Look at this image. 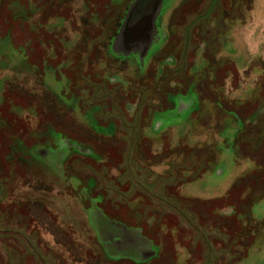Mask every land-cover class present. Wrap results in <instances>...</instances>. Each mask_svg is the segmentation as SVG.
I'll return each instance as SVG.
<instances>
[{"label": "rangeland", "instance_id": "obj_1", "mask_svg": "<svg viewBox=\"0 0 264 264\" xmlns=\"http://www.w3.org/2000/svg\"><path fill=\"white\" fill-rule=\"evenodd\" d=\"M129 1L0 0V264H264V0H165L119 54Z\"/></svg>", "mask_w": 264, "mask_h": 264}, {"label": "crops", "instance_id": "obj_2", "mask_svg": "<svg viewBox=\"0 0 264 264\" xmlns=\"http://www.w3.org/2000/svg\"><path fill=\"white\" fill-rule=\"evenodd\" d=\"M133 1L135 0H130L128 2L125 15H127V10ZM164 1L165 0H142L139 8H136L135 10L132 8L131 14L128 15V17L131 19L132 15L135 14L134 17L136 24L134 27H124L122 32H120L117 36L119 32L118 29L116 34L111 39V50H115L119 54H134V52L142 54L146 53L147 50L151 48L152 44L157 41L156 37L159 31L156 20L161 14ZM149 9H151V15L147 19L146 15L148 14ZM125 15H123L122 21L125 18ZM9 113H13V115L16 116V114L12 111ZM23 116L24 113H21L18 117L22 118ZM101 220V235L103 238L105 237L106 240L101 242V239L98 238V235L97 238L102 244V250H104L110 258H116L118 251L127 249L132 251V253L133 251L137 253L136 255L139 256V259L136 260H146L145 256L148 254V251L147 249L144 250V248L141 249L139 244L142 245L146 244L147 242L138 230H132V228H127L125 225L119 224V222L116 223L115 221H110L108 218L102 216Z\"/></svg>", "mask_w": 264, "mask_h": 264}, {"label": "trees", "instance_id": "obj_3", "mask_svg": "<svg viewBox=\"0 0 264 264\" xmlns=\"http://www.w3.org/2000/svg\"><path fill=\"white\" fill-rule=\"evenodd\" d=\"M46 2V1H45ZM39 3H40V5H39V7H40V14H41V12H43V10L46 8V3H44L43 2V0H39ZM127 7V6H126ZM126 9V8H125ZM123 15H125V10H124V13H122L121 15H120V18H119V20H117V19H115L114 21H113V23H112V25L113 26H111L110 24L108 25V26H106L105 28H104V30H103V33H108L109 35H108V37L110 38V37H113L115 34H116V32L118 31V29H119V27H120V25H121V21H122V18H123ZM109 21H112V20H109ZM12 25H14V22L12 23V22H10ZM10 27H8V28H6V29H4V36H7V37H10L11 38V31H10ZM2 36V35H1ZM108 38V39H109ZM45 41V40H44ZM47 42H49V41H47ZM40 66H42V63H41V65Z\"/></svg>", "mask_w": 264, "mask_h": 264}, {"label": "water", "instance_id": "obj_4", "mask_svg": "<svg viewBox=\"0 0 264 264\" xmlns=\"http://www.w3.org/2000/svg\"><path fill=\"white\" fill-rule=\"evenodd\" d=\"M141 3H142V0H135V1H133L131 4H130V6H129V9L127 10V15H125V18L123 19V21L121 22V25H120V27H119V32H118V34H117V36L119 35V33L120 32H122V30L124 29V27H128V26H130V22H131V19L134 17V15H132V17H131V19L128 17V15H130L131 14V9L132 8H134V10L136 9V8H139V6L141 5ZM152 6V5H151ZM151 9H149V12H148V14L146 15V17H147V19L150 17V15H151V11H150ZM132 14H133V12H132ZM129 18V19H128ZM116 36V37H117Z\"/></svg>", "mask_w": 264, "mask_h": 264}]
</instances>
